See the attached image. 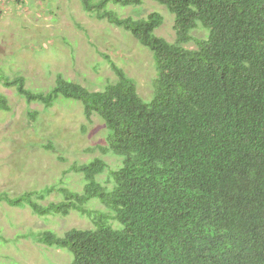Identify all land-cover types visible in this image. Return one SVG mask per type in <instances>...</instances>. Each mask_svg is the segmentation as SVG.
I'll use <instances>...</instances> for the list:
<instances>
[{"label":"trees","instance_id":"1","mask_svg":"<svg viewBox=\"0 0 264 264\" xmlns=\"http://www.w3.org/2000/svg\"><path fill=\"white\" fill-rule=\"evenodd\" d=\"M80 1L151 51L153 97L113 63L117 79L100 91L60 74L47 93L24 78L0 80L46 110L61 98L80 102L88 123L98 116L108 132L102 156L70 167L85 180L81 192H4L0 203L41 218L87 217L90 229L33 236L69 252L72 264H264V0H153L174 15V43L155 34L161 14L123 18L108 7L144 0ZM199 28L206 39L192 35ZM192 42L197 49L184 47ZM0 106L9 110L4 97ZM105 157L121 161L107 182ZM53 194L62 200L42 205Z\"/></svg>","mask_w":264,"mask_h":264},{"label":"rangeland","instance_id":"2","mask_svg":"<svg viewBox=\"0 0 264 264\" xmlns=\"http://www.w3.org/2000/svg\"><path fill=\"white\" fill-rule=\"evenodd\" d=\"M108 7L123 18L144 19L159 13L164 24L155 31L156 36L170 43L176 41L174 15L165 6L144 0L139 6ZM192 35L206 39L209 34L199 28ZM184 47L197 49L193 42ZM111 63L136 80L145 100L153 97L157 77L153 55L130 32L89 15L80 0H5L0 14L1 81L24 78L28 89L47 93L60 74L100 91L117 79ZM1 81L0 100L4 97L9 110L0 106V194L17 197L51 186L81 192L85 180L83 183L82 176L71 168L102 156L98 146H106L108 135L104 122L94 116L88 123L84 105L73 100L61 98L48 110L40 103L29 104L15 87H6L5 80ZM30 113H35V119ZM104 159L109 170L102 180L107 182L121 161ZM61 200L53 194L42 205ZM90 208L106 211L98 202ZM92 227L87 217L76 212L67 217L41 218L28 206L13 208L3 201L0 264H72L69 252L36 243L33 236L47 230L63 236L72 229Z\"/></svg>","mask_w":264,"mask_h":264},{"label":"clouds","instance_id":"3","mask_svg":"<svg viewBox=\"0 0 264 264\" xmlns=\"http://www.w3.org/2000/svg\"><path fill=\"white\" fill-rule=\"evenodd\" d=\"M4 3H5V0H3V5L0 8V14H1V9L4 8Z\"/></svg>","mask_w":264,"mask_h":264},{"label":"built area","instance_id":"4","mask_svg":"<svg viewBox=\"0 0 264 264\" xmlns=\"http://www.w3.org/2000/svg\"><path fill=\"white\" fill-rule=\"evenodd\" d=\"M2 5H3V0H0V8H1Z\"/></svg>","mask_w":264,"mask_h":264}]
</instances>
